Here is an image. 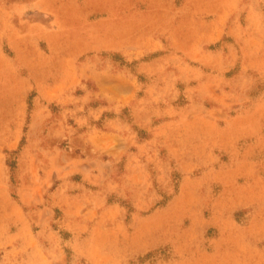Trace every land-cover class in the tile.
Listing matches in <instances>:
<instances>
[{"label":"rangeland","instance_id":"obj_1","mask_svg":"<svg viewBox=\"0 0 264 264\" xmlns=\"http://www.w3.org/2000/svg\"><path fill=\"white\" fill-rule=\"evenodd\" d=\"M0 264H264V0H0Z\"/></svg>","mask_w":264,"mask_h":264}]
</instances>
